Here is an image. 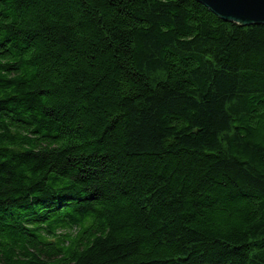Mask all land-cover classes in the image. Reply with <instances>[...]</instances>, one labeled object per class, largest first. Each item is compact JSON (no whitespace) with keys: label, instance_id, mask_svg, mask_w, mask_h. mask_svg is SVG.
Instances as JSON below:
<instances>
[{"label":"trees","instance_id":"trees-1","mask_svg":"<svg viewBox=\"0 0 264 264\" xmlns=\"http://www.w3.org/2000/svg\"><path fill=\"white\" fill-rule=\"evenodd\" d=\"M0 264H264V24L0 0Z\"/></svg>","mask_w":264,"mask_h":264},{"label":"water","instance_id":"water-1","mask_svg":"<svg viewBox=\"0 0 264 264\" xmlns=\"http://www.w3.org/2000/svg\"><path fill=\"white\" fill-rule=\"evenodd\" d=\"M226 22L241 26L264 24V0H197Z\"/></svg>","mask_w":264,"mask_h":264}]
</instances>
